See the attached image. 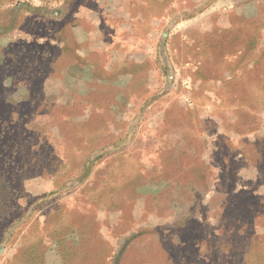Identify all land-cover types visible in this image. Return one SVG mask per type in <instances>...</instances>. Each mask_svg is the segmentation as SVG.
<instances>
[{
  "label": "rangeland",
  "instance_id": "rangeland-1",
  "mask_svg": "<svg viewBox=\"0 0 264 264\" xmlns=\"http://www.w3.org/2000/svg\"><path fill=\"white\" fill-rule=\"evenodd\" d=\"M0 264H264V0H0Z\"/></svg>",
  "mask_w": 264,
  "mask_h": 264
},
{
  "label": "trees",
  "instance_id": "trees-1",
  "mask_svg": "<svg viewBox=\"0 0 264 264\" xmlns=\"http://www.w3.org/2000/svg\"><path fill=\"white\" fill-rule=\"evenodd\" d=\"M143 180H144V178H143ZM129 188V187H128ZM129 190V189H128ZM130 192H133V191H130ZM113 197H111L109 200H112V201H110V205H114L115 203H117V202H119L117 199H112ZM121 203V202H120ZM131 203H133V201L131 202ZM121 205H123V203L121 204ZM101 237V236H100Z\"/></svg>",
  "mask_w": 264,
  "mask_h": 264
}]
</instances>
